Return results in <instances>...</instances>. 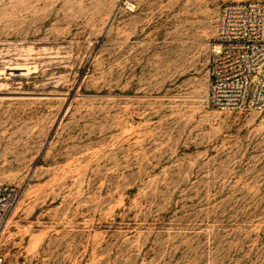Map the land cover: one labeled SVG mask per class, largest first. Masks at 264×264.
Here are the masks:
<instances>
[{
	"label": "rangeland",
	"instance_id": "rangeland-1",
	"mask_svg": "<svg viewBox=\"0 0 264 264\" xmlns=\"http://www.w3.org/2000/svg\"><path fill=\"white\" fill-rule=\"evenodd\" d=\"M230 0H0V264H264V113L208 104Z\"/></svg>",
	"mask_w": 264,
	"mask_h": 264
},
{
	"label": "built area",
	"instance_id": "built-area-1",
	"mask_svg": "<svg viewBox=\"0 0 264 264\" xmlns=\"http://www.w3.org/2000/svg\"><path fill=\"white\" fill-rule=\"evenodd\" d=\"M216 32L209 54V106L220 112L264 113V0L225 3ZM20 199L18 187L0 184V234Z\"/></svg>",
	"mask_w": 264,
	"mask_h": 264
}]
</instances>
